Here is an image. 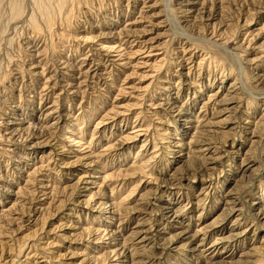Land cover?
I'll return each instance as SVG.
<instances>
[{
  "label": "rangeland",
  "instance_id": "374dc122",
  "mask_svg": "<svg viewBox=\"0 0 264 264\" xmlns=\"http://www.w3.org/2000/svg\"><path fill=\"white\" fill-rule=\"evenodd\" d=\"M11 1L0 264H264V0H40L49 27L36 0L6 22Z\"/></svg>",
  "mask_w": 264,
  "mask_h": 264
},
{
  "label": "bare ground",
  "instance_id": "6f19581e",
  "mask_svg": "<svg viewBox=\"0 0 264 264\" xmlns=\"http://www.w3.org/2000/svg\"><path fill=\"white\" fill-rule=\"evenodd\" d=\"M34 1V0H33ZM56 1V0H55ZM54 1V2H55ZM47 2V1H46ZM49 2H50V0H49ZM62 2V1H61ZM9 3V2H8ZM58 3L59 2H57V6H58ZM190 2H187V3H183V2H178V3H176V5H179V7H178V9H180L181 11L182 10H184L185 11V14L186 13H191L190 12V9L189 8H187L186 6H184V5H188ZM35 5H36V11H38L39 13H40V15L39 16H41V18L44 20V24H46L47 25V27H49L48 25L50 24V22H51V19H52V17H53V15H51L50 14V12L48 11V9H46V6H44L41 2H40V0H36V2L34 3ZM33 4V5H34ZM60 4V3H59ZM166 4V3H165ZM49 5H50V3H49ZM54 5V4H53ZM1 6V5H0ZM22 6H23V4H22V1L21 0H12L11 1V3L9 4V12H8V15H6L7 16V19L5 20V19H3V20H5L6 22H10V23H12V22H16L17 23V21H19V20H21V18L23 17V14H24V12H23V8H22ZM51 6V5H50ZM49 6V8H50V10H51V7ZM167 7V6H166ZM57 8V7H56ZM62 9V8H61ZM60 10V9H59ZM60 12V11H59ZM35 13V12H34ZM31 14H32V12H31ZM53 14V13H52ZM34 15V14H33ZM33 15H31V16H33ZM55 15V14H54ZM26 16V15H25ZM31 16H29L30 18H27V19H30L29 20V23H30V26H31V28L35 31V30H39V26H38V24H37V22H36V20H35V18H34V16L33 17H31ZM52 16V17H51ZM40 18V17H39ZM40 18V19H41ZM26 19V20H27ZM41 19V20H42ZM55 19V18H54ZM42 20V21H43ZM22 21V20H21ZM4 22V21H3ZM5 22V23H6ZM27 22V21H26ZM7 23V24H8ZM42 23V22H41ZM43 24V25H44ZM13 25V24H12ZM15 26V25H14ZM0 28H1V26H0ZM6 28V27H5ZM3 29V28H2ZM5 30V29H4ZM28 30V29H27ZM3 32V31H2ZM1 31H0V34H2V36H3V33H2ZM39 33V32H38ZM42 33V32H41ZM19 34V33H18ZM36 34V33H35ZM50 35V34H49ZM2 36H1V39H2ZM1 43V42H0ZM8 43H10V42H8ZM214 43V45L216 46V47H218V48H220L221 47V49H222V45L221 44H217V43H215V42H213ZM2 49V48H1ZM19 52V51H18ZM17 52V53H18ZM5 55V54H4ZM235 56V55H234ZM1 61V60H0ZM9 61L10 60H8L7 62L9 63ZM12 61V60H11ZM7 65V64H6ZM6 65H5V67H6ZM9 65V64H8ZM1 66V65H0ZM2 67V66H1ZM9 70V69H8ZM0 72H1V70H0ZM9 73V72H8ZM5 75H7V74H5ZM4 79V78H3ZM4 81V80H3ZM1 82V81H0ZM239 83V82H238ZM240 84H242V82H240ZM240 87H243V85H240L239 87H236L235 88V90L236 89H239ZM244 89V88H243ZM241 90V89H240ZM207 104V103H206ZM204 107V106H203ZM172 108H175V107H172ZM202 108V107H201ZM199 109V111H198V114L200 113H202L203 112V110L205 109ZM206 110V109H205ZM188 111H189V109H188ZM216 113H218V112H216ZM205 116V115H204ZM204 116H202V117H204ZM194 118V117H193ZM193 118H192V120L191 119H186L187 120V122H188V124H192V122H193ZM204 119V118H203ZM196 120V119H195ZM210 120H211V118H209L208 120H199L200 121V123L198 124L197 122V125H196V127L198 126V129L197 130H199V131H197L198 133H199V135L201 134H204V133H211L212 132V130H213V124L210 122ZM227 124L229 123V122H226ZM248 122H246L245 124H247ZM226 127H228V126H226ZM231 129V128H230ZM207 143V142H206ZM215 147V146H214ZM196 148L198 149V153H203V152H205V151H207V153L209 154L208 156H205V158H204V160L205 161H207V166L210 168V166H213V164L215 163V161H216V158L215 157H213V155H214V153L215 152H213V151H211L212 149H214V148H212L210 145H208V144H205V143H200L198 146H196ZM197 151V150H196ZM203 160V161H204ZM205 163V162H204ZM168 203V202H167ZM171 206L170 207H168V206H163V207H161V211H162V215L163 216H166V217H168V215L169 214H171L170 213V211H171ZM176 213H174L173 214V216H171V218L174 220V218L176 217ZM256 217H258V218H260L261 220H263L264 221V209H260V210H258L257 212H256ZM176 223H177V220L175 221ZM179 222V221H178ZM138 224V223H137ZM136 224V226L134 227V231H132V239L135 241V243H137V244H144V243H147L148 241H149V237H148V232H147V230H145L144 229V227L143 226H139V224L137 225ZM141 224V223H140ZM186 231V230H185ZM201 230H197L196 231V233H199ZM207 231V230H206ZM186 232H180V236H182L183 237V239L185 240H187L188 239V237H189V235L188 236H185L186 234H185ZM204 234V233H203ZM111 235H114V234H111ZM193 235V234H192ZM116 236V235H115ZM160 236V235H159ZM237 236V233H231V234H229V235H227V236H225L224 238H221V239H218V240H220V243L221 242H228V241H232V240H234L235 238L234 237H236ZM112 237V236H111ZM174 237H176V235L174 236ZM196 237V236H195ZM174 239V238H173ZM172 239V240H173ZM163 240H166L168 243H169V240H167L166 238L165 239H162L161 241H163ZM153 243V242H152ZM218 241H214L210 246H208L206 249L207 250H210V249H213L214 247H216L217 245H219L220 244ZM134 244V243H133ZM202 245V242H200V243H198V245L197 246H195V247H198V249L200 248V246ZM152 247L153 246H150L149 248L150 249H152ZM134 248V247H133ZM197 249V250H198ZM130 258V260H128ZM129 258L126 256L125 258H124V260L121 262V264H138V263H140V262H135V263H133V259L134 258H136V259H139V260H143V258H142V256L141 255H139V254H135L134 256L132 255V256H129ZM142 263V262H141Z\"/></svg>",
  "mask_w": 264,
  "mask_h": 264
}]
</instances>
